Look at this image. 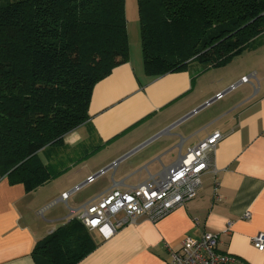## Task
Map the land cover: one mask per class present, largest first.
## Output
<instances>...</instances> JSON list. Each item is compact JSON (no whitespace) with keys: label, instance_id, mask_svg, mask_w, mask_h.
Segmentation results:
<instances>
[{"label":"crops","instance_id":"crops-1","mask_svg":"<svg viewBox=\"0 0 264 264\" xmlns=\"http://www.w3.org/2000/svg\"><path fill=\"white\" fill-rule=\"evenodd\" d=\"M128 10L138 23L133 0L124 1L128 61L94 85L87 121L38 153L51 172L61 173L30 192L0 177V264H35V243L83 206L157 178L214 131L222 134L212 158L216 173L201 177L195 198L154 222L140 217L106 240L91 232L97 247L79 264H168V252L185 237L205 232L218 235L216 250L234 259L229 264H264V252L250 242L264 233V33L224 67L202 71L192 63L148 77L142 56L133 65L129 52ZM218 93L220 100L205 105Z\"/></svg>","mask_w":264,"mask_h":264},{"label":"trees","instance_id":"trees-1","mask_svg":"<svg viewBox=\"0 0 264 264\" xmlns=\"http://www.w3.org/2000/svg\"><path fill=\"white\" fill-rule=\"evenodd\" d=\"M125 0H0V177L35 190L38 153L87 121L94 85L128 61ZM148 77L221 68L264 33V0H136ZM264 135V132H263ZM76 219L31 251L35 264H79L97 242Z\"/></svg>","mask_w":264,"mask_h":264},{"label":"built area","instance_id":"built-area-1","mask_svg":"<svg viewBox=\"0 0 264 264\" xmlns=\"http://www.w3.org/2000/svg\"><path fill=\"white\" fill-rule=\"evenodd\" d=\"M241 78L240 82H246ZM236 87L232 85L228 91ZM223 93L216 94L210 102L220 100ZM222 134L214 131L196 145L187 148L180 154L177 161L157 178H150L149 182L138 184L125 191L110 190L97 201L83 206L76 215L81 225L89 232H95L101 239L110 238L117 228L133 224L140 217L156 221L172 210L192 200L197 195L200 179L203 175L216 170L213 164L214 150ZM113 162L105 169L86 178L84 184L91 183L96 177L103 175L106 170L113 169ZM76 186L72 191H76ZM68 193L61 195L64 201ZM249 218V212L243 214ZM225 231H228L227 228ZM218 235L205 232L200 238L185 237L176 250L168 252V264H229L234 259L216 250ZM255 250L264 252V233H258L250 238Z\"/></svg>","mask_w":264,"mask_h":264},{"label":"rangeland","instance_id":"rangeland-1","mask_svg":"<svg viewBox=\"0 0 264 264\" xmlns=\"http://www.w3.org/2000/svg\"><path fill=\"white\" fill-rule=\"evenodd\" d=\"M133 8L134 11H136L137 13L136 0H133ZM127 20H128V35H129V52L132 55V62L134 65V62L138 64L141 58L139 26L137 22L131 21L129 10L127 15Z\"/></svg>","mask_w":264,"mask_h":264},{"label":"water","instance_id":"water-1","mask_svg":"<svg viewBox=\"0 0 264 264\" xmlns=\"http://www.w3.org/2000/svg\"><path fill=\"white\" fill-rule=\"evenodd\" d=\"M203 106H205V105H203ZM203 106H202V107H203ZM199 109H200V108H199ZM199 109L194 110V111L191 112L189 115H187L184 119H186L187 117L191 116L194 112L198 111ZM184 119H183V120H184ZM157 138H158V137L156 136L155 138H153L152 140H150L148 143H151V142L155 141ZM143 146H144V145H143ZM168 149H169V148H168ZM165 151H167V149H166ZM134 152H136V151H134ZM134 152H132V153H130V154H133ZM130 154H128V155H130ZM128 155H127V156H128ZM155 160H157V159L155 158Z\"/></svg>","mask_w":264,"mask_h":264},{"label":"clouds","instance_id":"clouds-1","mask_svg":"<svg viewBox=\"0 0 264 264\" xmlns=\"http://www.w3.org/2000/svg\"><path fill=\"white\" fill-rule=\"evenodd\" d=\"M41 159H42V162H45V163H46V161H44V158H43V156H41Z\"/></svg>","mask_w":264,"mask_h":264}]
</instances>
